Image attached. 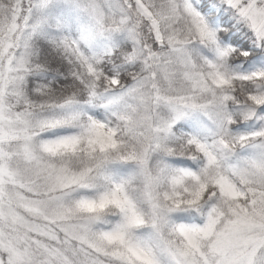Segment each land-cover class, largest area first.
<instances>
[{
	"label": "snow or ice",
	"instance_id": "snow-or-ice-1",
	"mask_svg": "<svg viewBox=\"0 0 264 264\" xmlns=\"http://www.w3.org/2000/svg\"><path fill=\"white\" fill-rule=\"evenodd\" d=\"M0 264H264V0H0Z\"/></svg>",
	"mask_w": 264,
	"mask_h": 264
}]
</instances>
